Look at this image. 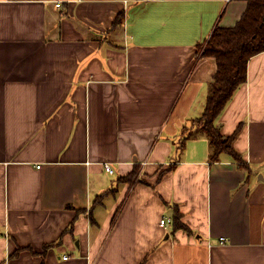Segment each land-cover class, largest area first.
<instances>
[{"label":"crops","instance_id":"0c3cea01","mask_svg":"<svg viewBox=\"0 0 264 264\" xmlns=\"http://www.w3.org/2000/svg\"><path fill=\"white\" fill-rule=\"evenodd\" d=\"M247 7L0 0V264H264V54L217 121L250 171L178 151Z\"/></svg>","mask_w":264,"mask_h":264},{"label":"trees","instance_id":"16d2710c","mask_svg":"<svg viewBox=\"0 0 264 264\" xmlns=\"http://www.w3.org/2000/svg\"><path fill=\"white\" fill-rule=\"evenodd\" d=\"M119 21L121 26L123 18H119ZM206 44L204 49L200 47L199 54L202 58L216 60L217 73L209 85L204 113L190 127L183 129L178 151L182 152L189 140L201 134L209 142L210 162L218 163L222 155L228 154L240 168L250 171L234 149L236 135L224 136L217 121L236 91L247 83L249 62L264 54V0H248L247 10L237 25L233 28H216ZM136 175L134 172L118 182L132 185ZM172 222L176 230H188L182 223L178 209Z\"/></svg>","mask_w":264,"mask_h":264},{"label":"built area","instance_id":"2783aa9c","mask_svg":"<svg viewBox=\"0 0 264 264\" xmlns=\"http://www.w3.org/2000/svg\"><path fill=\"white\" fill-rule=\"evenodd\" d=\"M58 7H60V5H58ZM40 167H38L39 169ZM105 170L110 173V174H113V170L111 168L110 165H105ZM170 224H172V220L171 219H167V218H164L161 220L160 222V226L162 228H167ZM0 240H1V237H0ZM68 258L66 257L65 260H67Z\"/></svg>","mask_w":264,"mask_h":264},{"label":"rangeland","instance_id":"374dc122","mask_svg":"<svg viewBox=\"0 0 264 264\" xmlns=\"http://www.w3.org/2000/svg\"><path fill=\"white\" fill-rule=\"evenodd\" d=\"M206 45H207L206 43H204L203 45H201V46H202V49H204ZM201 46H200V47H201ZM200 47H199L198 50H200Z\"/></svg>","mask_w":264,"mask_h":264}]
</instances>
